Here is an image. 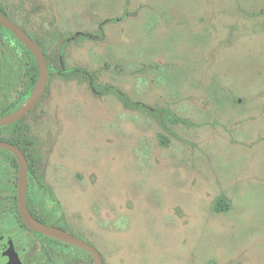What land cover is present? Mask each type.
<instances>
[{
	"label": "rangeland",
	"instance_id": "rangeland-1",
	"mask_svg": "<svg viewBox=\"0 0 264 264\" xmlns=\"http://www.w3.org/2000/svg\"><path fill=\"white\" fill-rule=\"evenodd\" d=\"M0 6L54 42L46 91L21 123L53 192L31 196L45 212L104 264H264V0ZM11 84L0 102L15 100ZM15 175L4 169L9 193ZM219 196L229 211L214 212ZM27 240L24 264L42 250ZM49 249L56 264L82 259Z\"/></svg>",
	"mask_w": 264,
	"mask_h": 264
},
{
	"label": "trees",
	"instance_id": "trees-1",
	"mask_svg": "<svg viewBox=\"0 0 264 264\" xmlns=\"http://www.w3.org/2000/svg\"><path fill=\"white\" fill-rule=\"evenodd\" d=\"M0 11L6 16H8L1 6H0ZM20 27L32 38V40L37 44V46L42 51L43 55L46 56L48 49H51V45L54 42H50L44 48V46L41 45L36 40L33 34L28 33L21 25ZM18 54L19 55L23 54L22 55L23 57L20 58ZM47 66H49L48 63ZM14 67L15 68L17 67V71L11 70V68ZM37 77H38L37 64L33 55L16 37L13 36L11 32H9L7 29H5L0 25V93H3L8 85L12 86L11 82L13 83V87L16 92L15 94L16 97L15 100L12 101L11 107H9V103H7L6 101L0 102V117L13 112L24 102V100L31 94V91L37 81ZM92 89L95 92H100L99 89H97L96 86L94 85H92ZM109 91H111L112 94H114L122 103V105L127 109L144 108L139 103L132 102L123 93L114 90H109ZM171 119L172 121L179 120L174 116ZM21 123H22V119L10 126L0 128V141L17 145L16 146L17 148L25 152V150L28 149L29 146H19V145L30 144L29 135H28L29 129L27 126H25V128L24 127L22 128ZM162 142L164 145L165 144L164 140H162ZM9 163L11 164L12 168L15 169L16 171L17 164L14 156L9 154V152L7 151L0 150V235L9 234V229L11 230L12 227L14 228V226L16 225V219L20 224L23 225L24 228H26L25 225L21 222L18 214L15 190L12 191V197L9 200V189H7V182L3 180V177H5L4 169L7 168L9 169ZM28 208H29V212L37 220H39L38 216H36L34 213L31 212L29 204H28ZM229 208H230V204L228 200L223 196H219L215 200L212 207V209L216 213L227 212L229 211ZM60 228H62L66 232L68 231L64 227H60ZM30 233L33 234V232ZM38 239L42 243L41 245L42 250H40V252L36 254L35 258H32L28 262V264H56V262H54L52 258L54 256V252H51V249H49V247L52 246V244L62 243V242L44 237L40 234L38 235ZM62 244L70 248L72 247L71 245L65 243ZM26 247H27L26 245L19 246V248L23 249L24 252L25 250H27ZM82 253L88 256L90 262L89 264H91V256L86 252H82ZM0 258H1V253H0Z\"/></svg>",
	"mask_w": 264,
	"mask_h": 264
},
{
	"label": "water",
	"instance_id": "water-1",
	"mask_svg": "<svg viewBox=\"0 0 264 264\" xmlns=\"http://www.w3.org/2000/svg\"><path fill=\"white\" fill-rule=\"evenodd\" d=\"M0 25L11 32L13 36L16 37L33 55L38 70L37 81L31 91V94L16 110L0 117V128H4L23 119L39 104L46 91L49 72L45 56L37 44L18 24L12 21L1 11ZM0 150L10 152L17 161V210L21 222L27 227V229L44 237L60 241L85 251L91 256L92 264H104L103 257L97 248L60 228L40 223L29 213L26 200L28 177L27 160L24 154L16 146H13L8 142L0 141ZM0 246L2 248L0 264H22L11 243L5 242L0 238Z\"/></svg>",
	"mask_w": 264,
	"mask_h": 264
},
{
	"label": "flooded vegetation",
	"instance_id": "flooded-vegetation-1",
	"mask_svg": "<svg viewBox=\"0 0 264 264\" xmlns=\"http://www.w3.org/2000/svg\"><path fill=\"white\" fill-rule=\"evenodd\" d=\"M9 89L11 90L10 86H9ZM10 99L11 98L9 96V102H10L9 103V107H11V105H12V100H10ZM13 146H17V145H13ZM19 146H30L31 147L32 144H22V145H19ZM28 150H29V148L26 149L25 152L20 150L24 154V156H25V158L27 160L28 177H27L26 200H27V203L30 206L31 212L34 213L36 216H38L39 220H37L30 212L29 213L37 221H39L40 223H42L44 225L52 226V227H56V228L64 227V226L59 225L58 222L53 219L54 216H53L52 212H45L44 204L40 205L39 203L35 202V200L31 197L32 194L34 196L35 192H39V195L41 197H43V200H46V199L52 200L54 196H53V192H52L50 186L47 185V182L44 179V175H40V173L38 172V168H36V165L34 164L32 158L30 157V154H29ZM9 154H11V153L9 152ZM15 161H16V159H15ZM16 164H17V161H16ZM9 168L12 171L14 170V172L16 174L15 177H13V178L9 177L10 188H13V190H15V196H16V193H17L16 192V189H17L16 184H17L18 166H17V170L15 171V169H13L11 164L9 163ZM11 197H12V192L9 193V200H10ZM16 204H17V199H16ZM28 204H27V207H28ZM28 211H29V208H28ZM60 229H62V228H60ZM13 232H14V234H13ZM30 232H32V231L27 229V227L24 228L23 225L20 224L18 222V220L16 219V225L14 226V228L12 227L11 230L9 229V234L0 235L1 239H3L5 242H9V243H11L13 245V248H14L15 252L17 253L20 261L22 262V264H24V262L22 261V259L20 257V254H19V251L17 250V248L19 246H23V245H27L28 244V240H27L28 236H35V237L38 238V235H39L38 233L33 232V234H31ZM86 243H88V242H86ZM56 244H62V243H56ZM1 249L2 248L0 246V253H1ZM73 249H74V251L76 253L82 254V259L80 261H78V259H76L74 256H72L71 259H70V262L72 264H89L90 263L88 256L82 253V252H85V251H83V250H81L79 248H76V247H73ZM79 250H81L82 252L81 251L79 252ZM91 264H92V258H91Z\"/></svg>",
	"mask_w": 264,
	"mask_h": 264
}]
</instances>
